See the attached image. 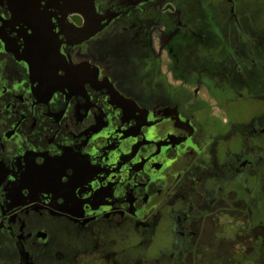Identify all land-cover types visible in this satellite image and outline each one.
I'll use <instances>...</instances> for the list:
<instances>
[{
    "label": "flooded vegetation",
    "instance_id": "flooded-vegetation-1",
    "mask_svg": "<svg viewBox=\"0 0 264 264\" xmlns=\"http://www.w3.org/2000/svg\"><path fill=\"white\" fill-rule=\"evenodd\" d=\"M259 6L0 0V264H264Z\"/></svg>",
    "mask_w": 264,
    "mask_h": 264
},
{
    "label": "rangeland",
    "instance_id": "rangeland-1",
    "mask_svg": "<svg viewBox=\"0 0 264 264\" xmlns=\"http://www.w3.org/2000/svg\"><path fill=\"white\" fill-rule=\"evenodd\" d=\"M261 6V8L263 9V10H260V11H264V0H258V6ZM259 6V7H260ZM258 22L260 23V24H264V12H261V16H260V18L258 19ZM248 117V112H246V113H244V114H242L241 115V118H242V120H244V119H246ZM248 259H246V261H247ZM248 263L249 264H251L249 261H248Z\"/></svg>",
    "mask_w": 264,
    "mask_h": 264
}]
</instances>
